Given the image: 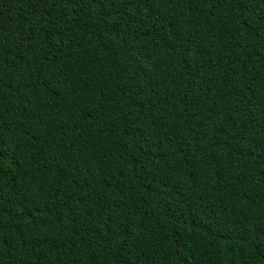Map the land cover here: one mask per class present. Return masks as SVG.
<instances>
[{"label":"trees","instance_id":"16d2710c","mask_svg":"<svg viewBox=\"0 0 264 264\" xmlns=\"http://www.w3.org/2000/svg\"><path fill=\"white\" fill-rule=\"evenodd\" d=\"M0 264H264V0H0Z\"/></svg>","mask_w":264,"mask_h":264}]
</instances>
